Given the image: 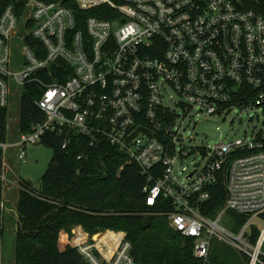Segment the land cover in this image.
<instances>
[{
  "label": "built area",
  "instance_id": "obj_1",
  "mask_svg": "<svg viewBox=\"0 0 264 264\" xmlns=\"http://www.w3.org/2000/svg\"><path fill=\"white\" fill-rule=\"evenodd\" d=\"M76 3L109 17L89 16L78 29L74 9L49 0H27L22 16L14 5L1 15L0 105L28 84L43 89L36 99L43 119L15 142L20 160L46 135L58 137L62 149L77 138L90 147L108 143L147 176L146 203L154 214L196 239V257L206 261L217 239L247 255L249 264H264V14L249 0ZM236 107L256 111L261 127L244 138L189 145L196 117H226ZM8 146L0 143L3 211L6 189H27L9 168ZM195 154L202 161L188 171ZM221 177L226 201L206 215ZM230 211L246 217L237 229ZM72 231V246L86 264H135L125 232L91 234L81 225ZM108 233L102 248L98 238ZM108 247L111 252L103 250Z\"/></svg>",
  "mask_w": 264,
  "mask_h": 264
},
{
  "label": "trees",
  "instance_id": "obj_2",
  "mask_svg": "<svg viewBox=\"0 0 264 264\" xmlns=\"http://www.w3.org/2000/svg\"><path fill=\"white\" fill-rule=\"evenodd\" d=\"M26 1L0 0V18L9 5H14L22 16ZM49 1H61L73 8L78 29L84 27V19L89 16L109 17L99 9H79L76 0ZM248 6L264 14V1L249 0ZM27 41L34 46L40 44L32 37ZM42 91L35 83L20 90V134L31 131L43 119L36 104ZM8 129L9 107L0 105V143L7 142ZM41 142L54 152L38 187L23 178L27 189L19 190L14 264H86L78 249L72 246V229L77 225L89 233L125 232L133 245L135 264H249L247 255L217 239L212 241L206 261L196 257V239L173 230L166 216L154 214L155 207L146 203L147 176L116 147L108 143L90 147L85 139L77 138L69 149H62L61 140L54 135H46ZM2 152L0 147V172ZM80 153H85L86 158L78 159ZM3 191L0 185V201ZM211 194L209 210L204 213L212 216L226 201L224 177L212 188ZM229 213L236 224L234 229L246 219L238 212ZM147 223L151 225L146 227ZM4 235V211L0 208V264ZM110 236L108 233L98 238L102 248ZM103 250L112 251L111 247Z\"/></svg>",
  "mask_w": 264,
  "mask_h": 264
},
{
  "label": "rangeland",
  "instance_id": "obj_3",
  "mask_svg": "<svg viewBox=\"0 0 264 264\" xmlns=\"http://www.w3.org/2000/svg\"><path fill=\"white\" fill-rule=\"evenodd\" d=\"M13 89V88H12ZM167 97L173 93L171 89L167 90ZM19 93L10 95L9 99V129L7 143V163L9 168L20 177L31 180L35 187L39 186L43 174L46 172L53 156V148L39 142L27 147L26 160H20L19 148L15 144L19 138V124H20V97ZM196 126H189L190 133L196 135L189 141V145L193 146H207L214 145L220 141H229L237 138H244L252 134L253 131L261 127V119L257 117L256 111L249 109L243 110L236 107L226 117L224 115L211 116L206 118L202 114L196 117ZM186 122L189 119L186 118ZM202 161L201 154H195L186 161L188 171H191L196 164ZM19 198V189L11 187L6 189L4 210V227L5 235L3 240V247L1 251V264H14L15 260V231H16V217L14 216L17 208ZM151 223H147L146 227ZM98 232V231H97ZM96 233V232H94ZM91 233V234H94Z\"/></svg>",
  "mask_w": 264,
  "mask_h": 264
},
{
  "label": "crops",
  "instance_id": "obj_4",
  "mask_svg": "<svg viewBox=\"0 0 264 264\" xmlns=\"http://www.w3.org/2000/svg\"><path fill=\"white\" fill-rule=\"evenodd\" d=\"M15 212H17V210H15ZM14 216L17 217V216L15 215V213H14Z\"/></svg>",
  "mask_w": 264,
  "mask_h": 264
},
{
  "label": "water",
  "instance_id": "obj_5",
  "mask_svg": "<svg viewBox=\"0 0 264 264\" xmlns=\"http://www.w3.org/2000/svg\"><path fill=\"white\" fill-rule=\"evenodd\" d=\"M29 181V183H32V181L31 180H28Z\"/></svg>",
  "mask_w": 264,
  "mask_h": 264
}]
</instances>
